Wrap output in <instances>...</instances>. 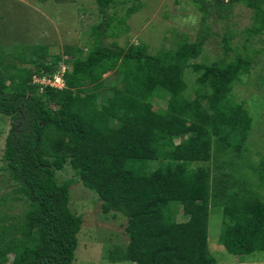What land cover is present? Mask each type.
Segmentation results:
<instances>
[{
	"label": "trees",
	"instance_id": "1",
	"mask_svg": "<svg viewBox=\"0 0 264 264\" xmlns=\"http://www.w3.org/2000/svg\"><path fill=\"white\" fill-rule=\"evenodd\" d=\"M94 1L101 21L87 53L76 46L64 52L70 70L63 89L34 81L53 77L62 57L51 62L46 46L15 37L0 44V115L12 120L3 170L11 200L24 206L9 214L2 211L14 209L9 195L0 198V264H76L83 219L70 208L75 182L57 179L66 167L97 197L103 214L125 217L128 242L112 247L111 263L218 264L209 247L210 214L217 207L223 210L219 242L229 254L245 263L264 253V164L254 184L241 180V169L226 158L239 154L234 150L252 129L248 112L230 97L251 59L237 53L232 60L192 64L203 39L156 54L146 45L105 44L108 34L129 30L126 22L138 8L116 20L110 11L117 0ZM192 1L204 14L202 23L211 8L226 18L230 5L243 4L253 11L248 34L264 32V0ZM230 40L225 38L226 52ZM187 68L203 71L198 82L210 94L186 99ZM112 72L121 88L107 86L105 75ZM157 99L166 100L165 109L154 111Z\"/></svg>",
	"mask_w": 264,
	"mask_h": 264
},
{
	"label": "rangeland",
	"instance_id": "2",
	"mask_svg": "<svg viewBox=\"0 0 264 264\" xmlns=\"http://www.w3.org/2000/svg\"><path fill=\"white\" fill-rule=\"evenodd\" d=\"M132 7H137L138 10L126 22L129 30L122 31L118 37L108 34L103 39L105 44L117 42L124 47L129 44L146 45L151 54H156L162 50L176 49L184 41L194 43L203 39V51L199 58L191 60L192 64L211 65L222 59L232 60L237 53L251 59L249 70L241 75L239 81H234L230 97L248 112L252 119V129L246 144L239 151L234 150L239 154L236 156L229 153L226 158L232 157L234 165L241 169V174L238 175L244 177L241 180L248 177L254 184L260 181L258 167L264 164V32L255 36L248 34L247 29L254 22L253 11L243 4L230 5V9L223 13L226 18H219L211 8L212 14L202 23L204 14L192 0H181L179 3L174 0H117L110 15L115 14L116 20L122 19ZM100 21L94 0H0V44H11L13 40H10L15 37L23 43L46 46L49 56H52L51 62H56L57 56L62 57L59 69L53 75L57 79L55 85L62 87L65 86L64 73L70 70L64 52L68 47L76 46L87 53L93 28ZM226 37H231L229 45L232 50L229 52L224 49ZM202 74L203 71L197 73L190 68L185 70L187 89L184 96L187 100L196 98L199 91L210 94L209 86L202 88L198 82ZM105 78L107 86L122 87L120 76L115 72L106 74ZM36 82L43 85L41 80ZM106 93L107 91H102L100 95ZM204 105L207 107L208 103ZM166 106V100H154V111L165 109ZM11 129V118L0 115V198L8 194L9 203L14 207L11 211L2 207V211L18 214L24 206L21 202L11 200L12 183L3 170L2 161ZM169 133L172 137L175 128H171ZM181 141L182 138L174 137L175 144ZM196 166L201 164L192 165L193 168ZM57 179L60 183L71 180L75 182L70 192V208L83 219L76 264H131L111 263L108 259L109 251L114 245L122 246L128 242L125 217L103 214L100 201L84 188L71 168L66 167L64 171L58 172ZM183 219L180 211L177 220L181 222ZM222 233L223 210L219 207L212 208L209 247L218 264H264V253H256L248 257L247 262L241 263L240 258L232 256L220 245Z\"/></svg>",
	"mask_w": 264,
	"mask_h": 264
},
{
	"label": "built area",
	"instance_id": "3",
	"mask_svg": "<svg viewBox=\"0 0 264 264\" xmlns=\"http://www.w3.org/2000/svg\"><path fill=\"white\" fill-rule=\"evenodd\" d=\"M36 80H41L43 82V86H50V87H54V88H58V89H63L64 85L62 87H60V85H55L57 79L56 77H46V78H35V82ZM44 81H47V83H44ZM37 83V82H36ZM42 85V83H41Z\"/></svg>",
	"mask_w": 264,
	"mask_h": 264
}]
</instances>
